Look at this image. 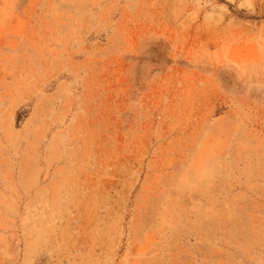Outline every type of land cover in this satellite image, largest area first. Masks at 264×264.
<instances>
[{
    "label": "rangeland",
    "instance_id": "1",
    "mask_svg": "<svg viewBox=\"0 0 264 264\" xmlns=\"http://www.w3.org/2000/svg\"><path fill=\"white\" fill-rule=\"evenodd\" d=\"M0 264H264V0H0Z\"/></svg>",
    "mask_w": 264,
    "mask_h": 264
}]
</instances>
